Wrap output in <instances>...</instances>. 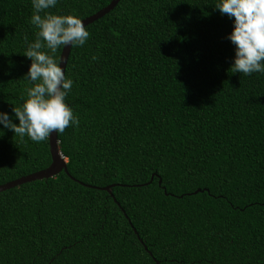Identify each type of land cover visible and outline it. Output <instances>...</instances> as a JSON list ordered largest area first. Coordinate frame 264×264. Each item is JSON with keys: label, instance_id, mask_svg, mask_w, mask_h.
I'll return each mask as SVG.
<instances>
[{"label": "trees", "instance_id": "trees-1", "mask_svg": "<svg viewBox=\"0 0 264 264\" xmlns=\"http://www.w3.org/2000/svg\"><path fill=\"white\" fill-rule=\"evenodd\" d=\"M110 1L46 11L83 19ZM216 2L119 0L85 25L65 67L79 124L57 133L68 173L0 192V264H264V73H233ZM32 11L0 0V110L14 123ZM50 162L48 139L0 135V184Z\"/></svg>", "mask_w": 264, "mask_h": 264}, {"label": "clouds", "instance_id": "clouds-1", "mask_svg": "<svg viewBox=\"0 0 264 264\" xmlns=\"http://www.w3.org/2000/svg\"><path fill=\"white\" fill-rule=\"evenodd\" d=\"M57 3L58 0H31L29 23L36 33L33 41L25 37L23 53L31 61L23 79L31 86L25 90L23 103L11 109L18 123L8 112L0 110V135L8 129L21 141L27 137L39 143L53 132L62 133L68 126L79 124L78 116L66 103L73 80L61 67L64 58L56 53L61 47L83 46L90 33L77 14L46 11ZM214 9L232 21L226 38L234 46L230 66L233 73H264V0H217Z\"/></svg>", "mask_w": 264, "mask_h": 264}, {"label": "water", "instance_id": "water-1", "mask_svg": "<svg viewBox=\"0 0 264 264\" xmlns=\"http://www.w3.org/2000/svg\"><path fill=\"white\" fill-rule=\"evenodd\" d=\"M118 1L119 0H111L107 5L103 6L102 8L97 10L95 13L83 18L82 19L83 25L85 26L88 23L94 21L95 19L101 17L105 13L109 12L116 5V3ZM70 49H71V47H67V46L64 48L62 47L61 54H60V56H62L64 58L62 63H61L62 69L64 67H66V63L68 60ZM48 140H49V150H50V155H51L50 164L44 169L28 173V174L20 176L16 179H13V180H10V181L5 182L3 184H0V192L4 191L6 189H9V188L18 186V185L25 183V182L34 181L36 179L53 177L56 174H58L59 172H61L62 170L65 171L66 173H68L67 167H66V160L62 156V154L59 150V147H58L57 133L53 132L51 134L50 138H48ZM151 179H152V176H151ZM160 181L161 180L159 179L158 180L159 184H160ZM101 189H104V190L108 191L109 193H111L110 192V186L101 187ZM197 191H200V189H196L195 191H193V193H195ZM144 248L147 249L146 246H144ZM156 264H158V261H156Z\"/></svg>", "mask_w": 264, "mask_h": 264}]
</instances>
